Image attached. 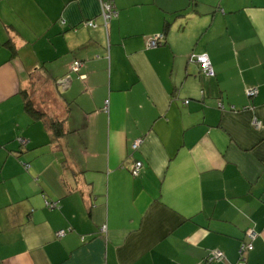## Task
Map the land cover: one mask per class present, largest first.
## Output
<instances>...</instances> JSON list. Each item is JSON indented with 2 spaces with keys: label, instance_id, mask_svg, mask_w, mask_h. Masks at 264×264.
<instances>
[{
  "label": "crops",
  "instance_id": "1",
  "mask_svg": "<svg viewBox=\"0 0 264 264\" xmlns=\"http://www.w3.org/2000/svg\"><path fill=\"white\" fill-rule=\"evenodd\" d=\"M101 1L0 0V264H264V0Z\"/></svg>",
  "mask_w": 264,
  "mask_h": 264
},
{
  "label": "built area",
  "instance_id": "2",
  "mask_svg": "<svg viewBox=\"0 0 264 264\" xmlns=\"http://www.w3.org/2000/svg\"><path fill=\"white\" fill-rule=\"evenodd\" d=\"M117 9H116V5L114 3L113 0H106V1H101V14L103 17V21L105 26L108 25V23L110 22L111 19H113L116 15H117ZM87 24L89 26L94 25L93 21H88ZM165 41V35L163 33H158L155 34L151 37H149L147 45L148 47H157L161 44H163ZM199 62H200V66L202 69V72L206 75L209 76H213L214 75V70H213V66L211 63L210 58L206 55H200L197 57ZM83 66V62L81 60H75L73 62V71L75 72H79L80 69ZM247 93L250 97L255 96L258 93V88L257 87H250L247 89ZM188 102V100H187ZM221 106V104H220ZM253 122L255 124L256 127L261 126V121L257 118L254 117ZM141 144V139H137L134 143H133V148L137 149ZM143 162L141 160H136L131 168V171L133 172L134 175H138L140 174L142 168H143ZM48 204H57L56 203H51V202H47ZM102 230L105 231L106 230V226H102ZM65 230H60L57 232L58 236H64L65 235ZM258 235V232L254 229V228H249L246 232H245V239L242 241L239 252H240V264H246L245 260H246V255L247 253L253 249L254 245H253V241L256 239ZM210 260H217V261H221L223 259V253L219 250H214L209 257Z\"/></svg>",
  "mask_w": 264,
  "mask_h": 264
},
{
  "label": "trees",
  "instance_id": "3",
  "mask_svg": "<svg viewBox=\"0 0 264 264\" xmlns=\"http://www.w3.org/2000/svg\"><path fill=\"white\" fill-rule=\"evenodd\" d=\"M117 9V8H116ZM117 12H118V10H117ZM161 33H163L164 35H165V32H161ZM158 34V33H157ZM26 106H27V109L30 111V112H32L36 117H42V115H43V113L42 112H40L36 107H34V104H33V102H32V100H27V102H26ZM50 126H51V128L53 129V131H54V133H56L57 135H60L62 132H63V127H62V123H61V121H59V120H57V119H54V118H51V120H50ZM133 173V172H132ZM139 175V174H138ZM245 239V236L243 237V239H242V241ZM242 241H241V243H242ZM254 242V241H253ZM241 243H240V246H241ZM254 245V244H253ZM253 249H254V247H253ZM252 249V250H253ZM252 250H250V251H252ZM249 251V252H250ZM213 252V250H211L209 253H208V255L206 256V258H205V262L207 263V264H213L214 262H219V261H217V260H210L209 259V257H210V254ZM245 262H246V264H249L248 263V258H247V255H246V260H245ZM239 264H240V262H239Z\"/></svg>",
  "mask_w": 264,
  "mask_h": 264
}]
</instances>
